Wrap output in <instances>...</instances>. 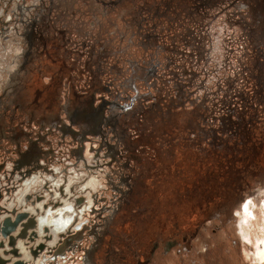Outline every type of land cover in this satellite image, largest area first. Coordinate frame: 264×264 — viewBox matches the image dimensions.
<instances>
[{
	"label": "rangeland",
	"instance_id": "rangeland-1",
	"mask_svg": "<svg viewBox=\"0 0 264 264\" xmlns=\"http://www.w3.org/2000/svg\"><path fill=\"white\" fill-rule=\"evenodd\" d=\"M60 1L66 2L65 9L56 8L48 24L39 27L57 33L58 41L65 43L57 55L81 72V79L73 73L70 80L77 84L78 93L95 92L94 104L102 96L131 106L122 111L127 115L118 120L120 127L114 130L130 141L125 146L134 156L131 160L145 164L139 168L133 163L125 166L122 159L112 162L99 147L100 136L87 135L84 161L101 165L98 169L103 178L95 187L103 188L93 191L95 200L86 201L90 206L81 216L84 223L90 224L96 214L105 218L118 206L127 216L146 207V264H261L256 254L264 239V0H194L205 5L196 11L190 7L184 22L181 16L179 20L170 18L167 11L165 17L172 23L150 17L155 0ZM28 2L35 13L40 0ZM12 10L14 6L7 13L11 18ZM147 33V38L141 36ZM10 43L0 40V67L10 61ZM156 64V76L145 81ZM68 78L64 94L70 100ZM105 86L110 88L108 92L103 90ZM88 96L78 97L79 101L72 96L68 110L86 106ZM136 112L138 116L133 118L131 114ZM109 114L107 110L105 116ZM79 126L72 128L83 131L84 124ZM239 134L252 137L249 145L255 156L233 174L229 201L210 203L214 198L207 192L203 169L194 159L199 162L210 155L211 145L227 149L237 143ZM185 136L190 141L185 148L174 147L176 139ZM111 137L109 131L106 140L116 145V137ZM49 139L52 154L44 163L47 168H60L68 176L73 163L77 166L73 169L81 170L76 173L87 171L84 161L78 159L79 142L74 137L65 134L60 138L54 132ZM53 171L43 173L40 182L58 177ZM85 178L76 187H82ZM199 179L200 184L191 187L192 181ZM0 182V189L8 187L11 195L22 184L10 179L4 183L1 175ZM128 186L134 196L121 199L122 193L130 190ZM40 187L31 188L30 194L39 192ZM142 193L145 204L136 199ZM15 200L17 197L12 203ZM244 205L249 213L242 212ZM91 206L95 211L90 212ZM65 256L59 264H80L79 253Z\"/></svg>",
	"mask_w": 264,
	"mask_h": 264
},
{
	"label": "flooded vegetation",
	"instance_id": "flooded-vegetation-1",
	"mask_svg": "<svg viewBox=\"0 0 264 264\" xmlns=\"http://www.w3.org/2000/svg\"><path fill=\"white\" fill-rule=\"evenodd\" d=\"M46 1L47 4L46 2L44 3V0H40L39 4L35 6L37 9L34 13L33 5L28 2V0H0V40L11 41L10 45L11 47L13 46L14 49L18 46V39L24 36V38L27 37L28 47L30 49L33 48L32 39L35 38L36 34L40 35L43 32L48 39L49 34H57L49 33L46 30L44 31L39 25L48 24L55 9H65L66 2L60 0ZM181 2H183L182 5ZM181 2L180 0H155L154 5L152 4L155 8L154 13L152 14L150 12V17H153L154 20L158 19L159 22L167 19L170 20L167 18L168 16L165 17L166 12L168 11L170 18L173 16V18L175 17L179 20V17L181 16V22H184L183 17L189 15L188 9H190V7L195 8L196 11L199 10V5H205L203 3L195 4L194 0H191L190 2L181 0ZM184 3L185 6L182 7ZM12 6H14L15 11L12 10L11 12L13 16V20L11 21L12 18L8 16V9L10 10V7ZM142 9L143 7H141L140 10ZM178 12H181L182 14H178ZM17 13H19V15ZM185 22L188 23L186 20ZM169 23H172L171 20ZM166 31L171 32L170 28ZM60 34L61 37L64 36L62 33ZM9 35H14L12 37L13 39H10ZM141 36L147 38L150 35L147 33L145 36ZM155 37L157 38V35H155ZM39 39L43 40V37L41 36ZM154 40L158 41V38ZM42 46L44 48L42 56L45 57L42 67L44 73L49 75L48 82L46 84H40L34 80L29 87L30 92L33 94L32 99L27 100V103L15 98L13 100L8 99L7 91L5 92L2 90L1 80L3 79V76H0V175L5 178L4 182L7 178L14 181V179L24 180L31 176H36L41 187H43V189H48L47 181L44 179L40 182V178L43 173L53 171L52 169L47 168L44 163L52 154L49 138L54 132L59 133L60 138H64L65 134H68L79 142L77 154L79 157L78 159L82 161H84L83 146L85 140L88 139L87 135H98L102 141L99 146L100 149L104 148L106 150L107 155L112 159V162L116 163L119 161L118 159H122L125 166H127V163H133L136 167L138 166L141 168L144 165L143 160H131L134 156L127 152L129 151L126 147V141L128 140H125V137L121 136L123 132L119 135L117 134V131L114 130L115 127H120L118 120H122V116L124 117L127 115V113L122 111L131 109V106L125 107L114 101L109 102L102 96L100 101L94 104V97L96 96L95 92L88 90V94L81 92L78 93V87L75 86L77 84L74 85V82L72 84L70 81L72 80L73 73L78 75L79 79H81L82 74L78 71V67L73 65V67L70 68V66L66 65L65 60L59 58L57 55L59 49H65V43H57L54 41V43L49 42L48 44L47 41L43 40ZM46 48L48 50H46ZM11 54L12 51L10 55ZM6 63L7 64H5L4 67H0V75H3L2 73L4 69L7 68V65L10 64V61ZM158 67V64H156L152 70L147 72L145 81L156 76ZM40 74L41 73H39V77ZM67 76L69 77L68 83L72 84L70 86L72 89L71 94L75 99L77 98L79 101L80 98H86V95H89V100L85 101V104L87 102L86 106L79 105L75 110H68L69 104L64 99V89ZM154 81L156 82V78H154ZM109 89L110 88L107 86L103 87V90L106 92H108ZM108 106H110V108ZM107 110L110 113L109 117L105 116ZM115 111L118 112L116 113ZM137 113L138 112L131 114V116L135 118L138 116ZM139 114H141V116L144 115L142 111ZM161 116L164 117L165 115ZM66 119L69 124H67ZM81 124H84L83 131H75L72 128V126L78 127ZM106 129L108 131H106ZM109 131L112 133L111 139L113 138V135L116 137L114 140L116 145L114 143L110 144L106 140ZM141 132H143V130H141ZM119 140H121L123 144L122 154L119 152V147H121V145H119ZM22 143L27 145L28 152L20 155L19 149L21 148L20 145ZM99 151L98 148L96 152L99 153ZM32 158H35V164L29 165L25 171H21L17 168V165H21ZM84 163L86 164L83 165V169L85 168V170H87L84 172L86 174L85 177L87 178L82 182L83 184L90 179L89 177H100V180H102V171L100 172L98 169L101 165L97 162L88 165L87 160L84 161ZM69 166H71L70 168L72 169L77 168L73 163L69 164ZM93 169H98V173H94ZM17 173H20L18 178H16ZM65 173L63 174L60 168H56L55 171H53L55 177L62 175L64 179L66 178ZM50 178L51 177L46 179L49 180ZM126 180L127 179H123L124 182ZM128 187L130 190L128 192H123L121 199H123V197L129 199V197L134 196L133 189L130 186ZM101 188L103 187L101 186ZM74 190L75 187L73 188L72 195H70L71 198L75 200H77V198L78 200L81 198L86 199L85 195L78 196ZM136 196V199H138L139 202L143 201L145 204V193ZM12 197H14V195H11L10 193L8 195V200ZM91 197L95 200V196L91 195L90 198ZM136 199L134 201H136ZM58 202L63 205L65 203L63 200H58ZM124 203L126 205L128 204L127 201ZM120 207L121 206H118L117 208L109 210V212L106 211L109 215L105 216V218L96 214L97 217L94 221H91L90 224H85L86 222L84 223L83 221L84 218L78 217V215L75 216L77 218L75 219L76 222H72V225L68 226L65 233L61 234L63 238L68 239L62 252L63 259L65 260L66 254L76 255L79 253L77 260L80 264H146V242L143 234L146 230L145 223L147 208L145 207L144 209L133 211L127 216ZM90 210V212L95 211L93 206H91ZM105 210L108 209L106 208ZM127 217L129 218L127 219ZM69 221H67L66 217L60 218V222L57 224L55 221L48 219L47 225L44 224L41 225V227L42 229L47 227L51 233H54V231L61 229L63 226H67V222ZM58 239L59 236H56L53 240L55 246H57Z\"/></svg>",
	"mask_w": 264,
	"mask_h": 264
},
{
	"label": "bare ground",
	"instance_id": "bare-ground-1",
	"mask_svg": "<svg viewBox=\"0 0 264 264\" xmlns=\"http://www.w3.org/2000/svg\"><path fill=\"white\" fill-rule=\"evenodd\" d=\"M86 164V163H85ZM81 171L80 169H78ZM76 169H68V176L64 179L62 175H58L57 178L51 177L49 180L45 178L48 184V189L43 187L40 188L39 192H35L34 194H30L31 188H36L39 185V181L37 180L36 176H31L28 179H14L15 182H22L19 188H16L12 195L17 197V200L12 203V201L8 200V206L9 208H12L13 206H16V208H23L25 211H28L30 214H33L35 218H39V227H37V234L41 237H43V229L41 225L46 224L47 221L52 220L55 221L57 224L60 222V218H67V226H63L61 229L54 231V233L50 232V235L53 237V240L56 236H59L67 230L68 226L72 225V222H76L75 219H77L75 216L79 215L78 217H81L84 212L88 209L90 204H86V201L88 198H90L93 191L99 190L101 186L95 187L96 182H100L99 178H93L94 180L86 179V183L81 185L82 187H76V185L79 184V182L86 176L85 173L82 174V172H75L78 171ZM72 173V176L70 175ZM75 173V176L74 174ZM82 174V176H81ZM87 178V177H86ZM75 187V192H78L80 194H84L86 196V199H79L77 200L71 198L70 195L73 193V188ZM77 188V190H76ZM102 189V188H101ZM82 191V192H81ZM90 191V193H88ZM89 194V196H87ZM30 196L31 201L26 202L25 196ZM42 196L41 201L35 202L34 204H31L30 202L35 201L36 196ZM7 198V197H5ZM80 198V197H79ZM9 199V198H8ZM58 200H63L65 203L59 204ZM11 202V203H10ZM29 205V206H28ZM246 205V203H245ZM243 206L242 212H248L247 207ZM248 205V204H247ZM91 211V210H90ZM51 212H56L57 216H51L49 217L48 214ZM249 213V212H248ZM47 218V219H46ZM47 220V221H46ZM61 231V232H59ZM52 242L48 243L50 246V251L53 250L56 246ZM19 244V249L21 254L23 255V258L31 262L30 264H52L56 262L58 264V261H64L63 256L59 259L54 258L51 254L50 256L44 255V257L37 258L35 261H33L29 255V250L22 245V243ZM24 244V243H23ZM52 248V249H51ZM257 260L259 263L264 264V239L261 240L259 247L257 248ZM44 258V259H43Z\"/></svg>",
	"mask_w": 264,
	"mask_h": 264
},
{
	"label": "water",
	"instance_id": "water-1",
	"mask_svg": "<svg viewBox=\"0 0 264 264\" xmlns=\"http://www.w3.org/2000/svg\"><path fill=\"white\" fill-rule=\"evenodd\" d=\"M8 180L9 179L7 178L5 182ZM10 193L11 191H9L8 187H5L3 190L0 189V203H4L5 201L8 202V195ZM41 197L37 195L35 201L30 203L34 204L35 202L41 201ZM24 198L26 202L31 201L30 196L26 195ZM3 205L4 206H0V264L31 263L23 258L18 243H22V245L29 250V255L33 261L37 258L44 257V255L47 257L52 254L53 259L58 258L59 256L60 259L63 256L62 252L68 239L59 235L57 246L50 251L48 243L52 242L53 237L50 235L48 228H43L44 237H41L42 235L39 236L36 233L37 227L40 225L39 218H35L33 214H30L23 208H15L14 206L9 208L8 203ZM48 216L55 217L57 216V213L51 212ZM9 256H11L12 259L9 258ZM52 264H56V262Z\"/></svg>",
	"mask_w": 264,
	"mask_h": 264
},
{
	"label": "crops",
	"instance_id": "crops-1",
	"mask_svg": "<svg viewBox=\"0 0 264 264\" xmlns=\"http://www.w3.org/2000/svg\"><path fill=\"white\" fill-rule=\"evenodd\" d=\"M85 2L87 0H77V2ZM47 1L44 0V3ZM90 2V0H89ZM88 4H86L87 6ZM95 5V4H93ZM81 6V5H80ZM43 9V8H40ZM44 34V35H42ZM40 34L43 37V40L49 42H57L60 43L58 40L59 38L55 35H48L49 39L45 36V33L42 32ZM39 34L35 35V38L32 39L33 48L28 47L27 37L18 39V46H16L12 50L10 64L7 65V68L3 71V79L1 80L2 90L5 92L7 91L8 99L13 100L19 99L22 102L27 103V100L32 99V93L29 90L30 84L32 82L37 81L40 84H46L48 82L49 75L44 73L42 64L45 60V57L42 56L43 54V46H42V39H39L41 36ZM14 35H9L10 39ZM13 39V38H12ZM48 48V47H47ZM46 48V50H48ZM12 49V48H11ZM31 54V55H30ZM29 59V60H28ZM39 73L40 77H39ZM3 92V91H2ZM73 96V95H72ZM70 96V100H68L66 95L64 96V99L67 101L69 105L73 104L74 96L72 98ZM97 99V98H95ZM19 154L23 155L26 154L27 151V145L22 143L20 145ZM35 158H32L30 160H27L26 162L22 163L21 165H17V168L21 171H25L29 165L35 164L34 160ZM41 162V161H40ZM98 173V172H97ZM20 173H17L16 178H18ZM101 175V174H99ZM15 199V197H14ZM13 197L10 198V201H14ZM16 201V200H15ZM94 204L97 203L94 201ZM61 262L58 261V264Z\"/></svg>",
	"mask_w": 264,
	"mask_h": 264
},
{
	"label": "trees",
	"instance_id": "trees-1",
	"mask_svg": "<svg viewBox=\"0 0 264 264\" xmlns=\"http://www.w3.org/2000/svg\"><path fill=\"white\" fill-rule=\"evenodd\" d=\"M243 134V133H242ZM239 134L240 138L237 140V143L232 146H228V148H219L217 145L214 147L211 145V152L208 150L210 155H205L198 162L194 159V163L197 166L200 165L201 169H203V177L205 179V183H207V192L214 199L210 202L220 201L222 203H227L232 194L233 183L230 182L233 174L237 171L238 168L244 167L245 161H249L255 156L254 148L250 150L252 147L251 141H253L252 137H247L245 135ZM186 135V134H185ZM188 136L180 137V139H176L173 143L174 147H180L181 149L185 148V143H189ZM238 146H237V145ZM255 147V145H253ZM180 149V150H181ZM257 150V149H256ZM202 152V151H197ZM215 152V154H213ZM180 154V153H179ZM202 154H204L202 152ZM145 165V164H144ZM195 165V167H196ZM194 166V165H193ZM197 178V176H196ZM203 179V180H204ZM200 180L192 181L191 187H196L200 184ZM217 194V195H216ZM216 196V197H215Z\"/></svg>",
	"mask_w": 264,
	"mask_h": 264
}]
</instances>
